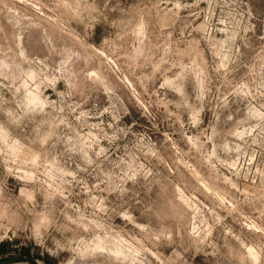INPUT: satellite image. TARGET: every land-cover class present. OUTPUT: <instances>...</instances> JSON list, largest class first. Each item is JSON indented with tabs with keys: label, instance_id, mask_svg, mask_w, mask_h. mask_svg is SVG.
<instances>
[{
	"label": "rangeland",
	"instance_id": "374dc122",
	"mask_svg": "<svg viewBox=\"0 0 264 264\" xmlns=\"http://www.w3.org/2000/svg\"><path fill=\"white\" fill-rule=\"evenodd\" d=\"M11 257L264 264V0H0Z\"/></svg>",
	"mask_w": 264,
	"mask_h": 264
},
{
	"label": "water",
	"instance_id": "95a60500",
	"mask_svg": "<svg viewBox=\"0 0 264 264\" xmlns=\"http://www.w3.org/2000/svg\"><path fill=\"white\" fill-rule=\"evenodd\" d=\"M13 262H27L28 264H36L31 259L22 258V257H11V258H4L0 260V264H7Z\"/></svg>",
	"mask_w": 264,
	"mask_h": 264
},
{
	"label": "bare ground",
	"instance_id": "6f19581e",
	"mask_svg": "<svg viewBox=\"0 0 264 264\" xmlns=\"http://www.w3.org/2000/svg\"><path fill=\"white\" fill-rule=\"evenodd\" d=\"M31 100H35V97H34V96H32V97H31Z\"/></svg>",
	"mask_w": 264,
	"mask_h": 264
}]
</instances>
